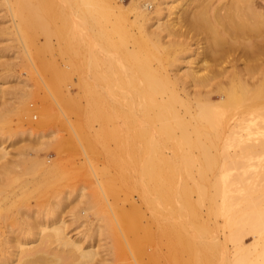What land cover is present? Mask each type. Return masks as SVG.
Wrapping results in <instances>:
<instances>
[{"label":"rangeland","instance_id":"rangeland-1","mask_svg":"<svg viewBox=\"0 0 264 264\" xmlns=\"http://www.w3.org/2000/svg\"><path fill=\"white\" fill-rule=\"evenodd\" d=\"M57 1L58 0H53L52 3V0H39L38 1L39 3H36V6H38L39 8L40 4L42 5L43 3V6L45 8L43 6H40L41 8H39V10L42 9L43 11H39V13L37 14H40L41 12V14L43 13L44 15L31 14V12L28 13V11H26V13L24 12L25 14L24 13L22 14L24 15L22 17L23 20L20 16L19 17L17 15L12 16V14L8 10H6L5 8L6 6L4 7L3 6L4 4L0 3L1 4L0 6V112H2V114L4 113V115L0 118V147H3L4 150L6 151L4 157L0 158V164H1L0 180L2 178H4L5 180L7 175V178H11L13 176L14 180L17 181V182H13L14 181L13 180L11 181L13 182L12 184L10 183L9 185H6L5 183H7V181L5 180L4 183L2 179L3 181L2 184L3 185L5 184L7 188L5 187V185L3 186L0 183V185L4 187L3 188L0 186L1 189L2 188L3 190L5 189L4 193L3 191H1L0 193L8 194V191H11L10 193L20 191L19 192L20 196L17 198L19 200L28 199V202L30 201L29 204H31L32 206L30 208L33 211H34L33 207L36 206V211H35L36 213L34 212L35 215H37L38 213L37 211L41 212V210L46 211L50 209L49 210L50 214H48L47 216V218L48 217L50 218L47 219V222H50L51 220L53 221L55 219L54 217L59 215L58 218L61 217L62 220H64L65 222L66 225L65 230L70 238L72 239L82 238L81 240L85 241L83 244L84 247H86V245L88 244L87 242L91 241L94 246L93 247L95 252L94 259L92 261L85 262L84 264H264V256L261 257V254L264 251V229L261 227H257L256 228L257 231H256V229H253V227L249 226L250 223L249 225L248 223H246V225H242L243 223L241 222V219L243 215L241 216L239 215V212L241 211L238 212L236 211L242 209L249 210L250 208L247 209L248 207H251V209L255 207V204L249 203L251 200L255 198L254 194L252 195V197L251 195H248V199L252 198L250 199V201L245 200V198H247V195L243 193V197H242L241 194L240 198L238 200L236 199L237 201L232 200V203L237 202L236 203L237 205L234 206L233 204L234 206L233 207L229 201L232 199V197L230 198V196L235 192L233 193L226 192L229 198L227 195L222 194L220 192L218 194L215 193L214 196L216 195V197H214V199L216 198L218 200L216 201L215 199V203L214 200L210 201L213 202L214 204L209 202L210 193L209 192L207 193V191H205L206 194L204 192L203 193L200 192V195L202 193V197L199 195V193H198L199 196H197L196 192L198 191L193 193L195 191L193 189L190 190V192L188 191L187 194L180 191L178 192V194L180 195H176L177 192H173V194L175 193L174 194L175 198L172 196L173 195L172 193H171L172 195L170 194L169 196H172L171 204L175 202L176 205L175 204L174 205L176 208L172 204V206L169 205L167 209L166 208L167 205L166 207H164V204L159 202L164 196L160 192L162 194L161 195L159 193V189H157L158 184L161 183V179L159 178L160 174L156 175V177H152V179L151 178L149 179V177L147 178L140 177L138 173H136L140 166V163L136 162L135 164L134 163L131 164L129 163V161H127L126 155L128 153L126 154L125 152L131 150V148H129L131 146H129L126 140H123L124 142L123 146L125 147L126 150L124 149V147H122L121 137L125 139L124 137L127 134V132L124 131V126L122 123H120L121 134L122 131L124 132V134H122L121 136L120 131L118 132L119 135L118 143L121 145L119 146L117 142L115 144L113 140L109 139V137L112 135L111 134L112 130H110L112 129L110 124V122L112 121L110 120H112V118L115 117L114 115H112L109 112H106L107 110L104 111L106 114L104 115L103 126L106 127V129L104 127L105 139L108 140L107 142L105 140L106 143L105 142L99 143L96 140L92 141L91 143V141L86 142V140H84L82 136H84L83 132H85L86 130H87L86 133H88V135L92 134L93 136L90 137L94 138L93 130L97 129L98 122L94 120L93 118L94 115L92 112L89 111L90 113L87 114L81 109V107H79L80 105H83V103L86 102L85 99L83 98V93L87 90V88L89 89L91 88V86L92 88L96 86V81L99 79L98 76L100 78L102 77L103 81H105L103 85L105 84L109 85L107 86V89H106V85L104 86L105 87L104 89L108 91L112 86L110 81L108 83V79L110 78L109 80H111V82L114 84L115 82L114 80H117V78L123 76V74L125 73L123 72V69L125 71L126 67L122 65L123 63L117 64L119 62H113V63L111 62L110 65V62H108L111 61L110 57L113 54L110 53L112 48L109 46V42L111 40L112 41L114 40V38L112 37L114 35L111 34V27L110 29L108 28L109 26H111L110 23L112 22L109 21L108 23V20L114 19L113 17L109 19V17L105 18L103 16H99V17L93 16L94 18L91 19L90 17L92 16H83V15L78 16L80 14L76 10L81 2H79L78 0H69L71 2L70 5H72V7L68 4V8H64L65 6H67L65 0H59L61 3L59 1L58 3ZM72 1H74L75 4L76 2L79 4V5L76 4L77 5L75 6L76 10L74 7L75 4ZM129 1L130 0H121V2L125 5H127ZM62 3L65 4V6L63 5V8L58 7L61 6ZM182 3L183 2H181L180 0H166L162 5L163 8L160 11L161 13H158L160 17L157 16L159 17L160 20L159 22H165V20H168V18L169 19L172 18L171 20H173L174 19L173 17L177 16V14H179L181 9H183L182 7H186ZM48 4H52L50 5V8H48L49 6ZM56 6L59 9H57ZM69 7H71V9H69ZM147 7L149 11L154 10V4H149ZM57 10L59 11L57 12ZM69 10L71 11V14L73 13L72 14L73 16L75 15L78 16V17L76 16L75 19L79 17H84L82 18L84 22L81 23L82 21L80 20L81 21L80 22L79 19H77V22L75 23L76 20L74 19L75 21H73L72 23L73 16L70 14ZM125 16H128L129 20L133 18L131 12H127ZM88 19L92 20V22L91 21L89 22ZM13 20L15 23L17 22L18 24H20V22L23 23L22 25L26 26L27 28V35L25 38H23L24 41H27L29 44L26 48H24V46L21 44V41L19 40V35L17 34V31L14 27L15 23L13 22ZM85 20L87 22H85ZM78 21L80 22V24L78 23ZM74 23L77 26L79 25V28L75 29L76 26ZM72 24L74 28H72ZM83 24L85 25L83 26ZM99 24L105 29L107 27L108 31L107 30L105 31V29H102V27L100 28ZM63 25L65 27H63ZM89 25L90 26L93 25L91 26L93 30L88 29L89 31L88 30L86 31L85 27L91 28ZM103 25L106 27H104ZM155 25L156 24H154L153 27ZM82 26L84 27L83 28L84 30H82L81 28ZM70 27L71 29H69ZM58 29L62 30L61 35L58 34L57 32L59 31ZM70 30L73 32H71ZM79 30H81L82 32ZM96 31L98 32L102 31L105 34H109L106 37H108L109 39L110 37L112 38L110 40L108 38H105L104 39L105 44L103 43L104 49L111 48L110 50L107 49V51H109L108 54L110 53L111 55L108 56L107 53L105 55L109 58L103 55V53L105 54L106 52V51L102 52L104 49L102 51L100 49L98 50L100 46L97 45L96 43L95 44L97 46L95 45V48H97V50L95 49L94 51L93 49L94 44L93 46H90L92 41L97 43L99 42L100 37L98 36L99 34L98 32L96 33ZM261 32H264V25L262 27ZM82 33H84L83 34L84 36L82 35ZM95 34L98 35L95 36ZM260 34H261L260 38L264 37L263 35L264 33L263 34L260 33ZM92 35L94 36L93 39H92L93 37ZM82 36L85 37V39ZM126 36L127 37L124 40V43L125 42L126 43L124 45H128V44L131 45L130 43L131 39L130 37H128L129 35ZM115 37H116L115 40L119 41L125 37V34L123 32L121 36H115ZM78 38H81L84 41H81V39L78 40ZM88 39H90L91 41ZM95 39L98 41H95ZM86 40L87 42L90 41L89 42L90 44L87 45ZM106 45H108L107 48H105ZM192 46H196V44H192ZM85 47L86 48L89 47L90 50L92 48L94 52L93 51L87 52L88 49L86 50ZM111 52H113V50ZM259 53H261L262 57L259 55ZM190 54L193 57L192 56L190 57L189 56ZM190 54L189 51L184 53L181 62L178 63L180 65L177 68L178 73L183 71L188 72L191 69L190 67H196L197 65H200L201 61H198V59L193 65H191L190 63L188 64V60L194 58L195 55L192 52ZM95 56H97L98 59H96L97 57ZM258 56L261 58V60H258V64H261L262 66L260 65L258 66L257 64L256 71L261 72L262 69H264V64L260 62L262 61L264 63L263 61L264 48L262 49L260 48V51L258 52ZM239 63H237V65L241 67L243 63L241 62ZM224 64L225 62L222 63V65ZM118 65H121V68ZM225 65L227 68L229 64H225ZM237 65L236 68H238ZM230 66L231 65H229L228 67ZM242 67H245V64ZM114 70L116 73V75L115 74L114 75L115 76L119 75V77H116V79L115 76L113 75L114 72L112 73L111 76V72ZM205 70L206 69H201L202 72H204ZM228 70H231V68H228ZM120 72L121 73L123 72V74H121ZM83 81L87 82L86 83L87 86H84L85 82ZM256 82L255 85L258 86V82L257 83ZM210 85L212 86L211 87L208 86L207 88H211L213 91L216 92L217 90L214 89L217 87V84L211 83ZM81 87L83 88L81 89ZM190 88L194 90V87H190ZM258 94L259 93H257V97L255 98L256 99L255 107H257L255 109L257 110H255L256 112L254 113L256 115L258 113H261V110H259L258 107L259 108L260 106L264 107V102H263L264 98H261L260 97L261 95ZM213 99H217V97L216 98L214 97ZM28 107L30 108L29 110L30 114L27 116L25 113V108ZM218 109L222 110L221 108ZM238 110L241 116L243 117V119L244 118L247 119V117L249 118L251 116V114L248 113L249 110L245 106H243V103ZM243 110L245 111L246 114L242 113ZM229 112L231 113V111ZM229 112L228 114H230ZM42 114H44L45 119L42 123L38 124ZM109 114H111L114 117L110 116ZM255 114L254 116H256ZM261 117L262 115L260 114L256 116L255 126L258 128L264 127V119ZM118 120L121 119L118 118ZM30 129L31 132L28 131ZM258 130L259 129H257V131ZM38 131H40V133ZM136 145L139 146V143L135 144L134 146L137 147ZM231 146L222 145V147H226L228 150H231L232 152L238 149L234 145L232 147ZM218 147L216 150H213V152L218 150L220 151L221 144L220 147L219 148ZM175 148L172 149L169 148L167 150L169 153H171L173 150H175ZM179 148L177 147L175 152H180L182 150L181 149L182 147ZM261 149L262 148H260L259 151L257 150L255 154H253L254 156H248L247 159L245 157L244 159H246L247 161L241 160L240 163H238L239 162L238 161L235 165L233 164L235 162L233 163L231 162L229 164L224 163V165L222 164V162H217L216 163L217 166L215 165L217 169L215 170L214 167L213 169L214 172H211L210 170L207 171V169L205 170L204 168L203 169L204 173L202 172V175L201 174L199 175L198 174L199 172L197 170L200 168V166L204 167L203 162H201L202 156L201 154L198 155V153H201V151L200 150H199L200 152L196 151L198 150L196 149L193 150L194 156L192 155L193 156L192 160L194 162L193 161L191 162L190 160L183 164L181 162L179 163L180 160H178V162L176 160H175L176 162L170 161L169 163H167V165H170L171 162L172 164L177 163L176 165H172V166L170 165V167H174V168H170L166 164H165L166 166L163 164V166L161 167L162 168L165 167V169H169L170 172L172 169L173 170L176 169L174 170L176 173H174V171L172 170V175H171L170 173H167L168 170L165 171V169H162L163 170L162 172H165V174L164 173L163 174L166 177L171 176L170 179L167 178L168 179L167 183L169 182L170 184L171 182V184H173V185L170 184L171 186H174L172 187V191L175 190V186L178 184L179 186L181 185L185 187H189L190 185L192 186V184L195 183V182L193 183V181L195 180L198 183L200 182V184L201 182L202 183L206 182L205 184L207 185V181L200 180L202 176L203 177L205 176L207 179H209L213 175L214 176L217 175L220 181V185L224 186V184H222L221 182L223 181L224 177L226 181L224 180L223 183L229 181L231 182L232 179H234L236 175L239 174V172L241 173L239 175L242 176V174L245 173L244 176H247L244 178L246 184L243 183L244 185H242V187L245 188V186L250 184L249 183L250 181L251 182L253 181L255 185L258 184L264 187V147L262 150ZM119 152L121 153V155H119L120 154ZM122 152H124L125 154L123 153L124 154L123 155ZM196 155L198 156L196 157ZM122 156H126V157H122ZM8 165L9 167H7ZM44 166H47V168L45 169ZM132 167L135 170L132 169ZM124 168L128 169V171L125 170ZM179 168L180 170L178 171ZM183 169L184 170L186 169L187 171L185 170L186 171L185 172ZM243 170H245L244 173ZM187 172H189L190 174L188 175V177L186 176V174H188ZM173 173L178 175H176L175 177ZM233 176L235 177L232 178ZM33 177L41 178L44 180V182H41V184L39 185L35 184L34 186L30 185V187L27 186L24 187L21 181L23 179L33 178ZM139 177L141 178L142 181L139 180L140 179ZM197 177L199 178L196 179ZM15 178H17V180ZM193 178L195 179L193 180ZM147 179L149 180V182L150 180L153 181L154 179L153 181L154 187H152V190H150L149 192H151L150 193L151 199L154 197L155 199L154 201L157 200L156 202H154L155 206L152 208L150 207L151 210L148 209L149 205L145 201V197H147L148 195L146 194L147 196H144V192L143 193L141 192L145 188L144 184L148 182L145 181ZM20 182L22 184H20ZM140 182L142 186H140L141 185ZM154 182H156L157 184ZM175 183L176 185H174ZM136 187L138 188L137 190ZM205 187H206L205 190H208L207 186ZM21 188L22 190H20ZM153 188L155 190H153ZM139 189L140 191H138ZM27 190L30 191L29 192L30 195L28 194ZM21 193L24 194L21 195ZM156 193L158 195H156ZM182 193H184L183 195H185L184 196L185 199L188 196L189 199H191L192 197V199L189 200L191 203L190 204L191 208L190 206L188 208L181 207V202L184 199ZM220 194H222V196H219ZM205 195H207L206 197H208L206 198V200H204ZM217 195L221 198H219ZM223 195L225 196L224 198H227V200L229 199V201L223 199ZM60 197H62L63 199H61ZM199 197L201 198L202 201L204 200L203 203L205 205L201 203L202 201L200 202L198 200ZM233 197H236V193ZM238 197L239 196L237 195L236 198ZM59 198L61 199V202L64 204H61V206L58 207V209L56 210L55 208L57 207L56 206L54 207V205L58 204V202L60 201ZM241 198H243L245 202ZM174 199L175 201L173 202ZM222 200H224L227 203H225L224 205V203L221 202ZM254 200L252 202H254ZM191 201L194 202L196 201L197 205L193 206L192 204L195 203L194 202L192 203ZM228 202L231 204V206ZM255 202L257 203V201ZM156 203L158 204L156 205ZM220 203L221 205H224L223 207H221L223 208L222 210L226 209L225 207L226 204L229 206V209L231 208L232 210L230 211L227 209L225 210V214H224L222 210L219 211L218 209L220 208L219 206H221L219 205ZM42 204L43 207L41 206ZM207 204L209 207L210 205H213V207L211 206L212 210L216 209L217 207L218 210L217 209L216 210L219 212H217V214L214 212L212 214H209V212L207 211L209 208L206 209L208 207ZM28 205L27 207L30 206ZM37 207L39 209L41 208V210H39ZM170 207L171 209L173 208L172 209L173 213H175L173 214V216L176 215L175 218L172 217L174 219L173 221L175 223V226L177 227V225H179L178 226L179 231L175 229L176 228L175 226H173L174 227L173 229H175L176 232L178 233L175 236L170 235L167 231L166 234L168 233V235H165V232H162L164 228L167 227L169 228V226L167 225L170 222V215L167 216V214H170L171 212ZM177 207L179 213H176L178 212ZM193 207H194L193 210L196 212L192 210ZM174 210H176V212ZM76 211L77 213H79L80 216L79 215L75 216ZM232 211H234V214ZM229 213L234 215L235 217L232 215L231 217H229L230 216ZM243 213L244 211H242L240 214ZM226 214L229 215L227 216ZM49 215H53V217ZM161 216H165V217H163L162 219ZM226 216L229 218H226ZM237 217H238L237 220H240L241 223L239 222V224H237L236 226L232 225L230 227L231 224H229V221ZM184 218L186 219V221H184L185 220ZM187 218L189 219V222L190 220L193 221L189 223L187 221L188 220ZM207 220L209 223H207ZM226 220L229 226L226 225L225 223ZM130 221L131 222L134 221L133 223H136V225L131 223ZM214 221L217 222L215 223ZM201 222L203 225L200 224ZM186 223L188 224L186 225ZM128 224L130 226H128ZM162 224L164 227L162 226ZM198 224L200 225V227H198L199 226ZM123 225L127 226L126 229H123L122 227ZM119 226L121 230L119 229ZM234 226L235 227L238 226V231L240 228L239 233H237L236 231L237 228L235 229ZM239 226H241L242 228ZM144 227L146 229H144ZM233 227L235 229L234 231H236L235 233L238 234V237H236L237 239L236 238L234 239V237H232L233 239L230 238L231 236L230 233H234L232 229ZM129 229H131V231ZM242 229L243 231H241ZM202 232L203 233L205 232L207 236H205V233L203 234ZM258 232L260 234H258ZM124 234L126 235V238L124 237L125 236ZM89 236H91L90 239H88ZM40 241L41 239H37V240L34 239V241L32 242L33 244L32 243L31 244L33 246L34 244L40 245ZM58 250L63 251V249H59L57 243L49 244L48 247L49 253L55 254L56 251ZM48 256H52V255H48ZM206 256L207 257L212 256L210 262L209 260H207ZM48 258H50L49 261L52 259L51 257ZM68 260H70V262L66 261V263L72 264L71 259ZM37 261H34L31 264L48 263V259L42 262L39 260L38 263Z\"/></svg>","mask_w":264,"mask_h":264},{"label":"bare ground","instance_id":"bare-ground-1","mask_svg":"<svg viewBox=\"0 0 264 264\" xmlns=\"http://www.w3.org/2000/svg\"><path fill=\"white\" fill-rule=\"evenodd\" d=\"M38 1L39 0H1L0 3L4 4L3 5L4 7L6 6L5 7L6 10H8L12 14V16L17 15L18 17L20 16L22 18L24 16L22 14L24 12L26 13V11H28V13L31 12V14H37L39 13V11H43L42 9L39 10V8H41L40 6H43V3L42 5L40 4L39 8L38 6H36V3H39ZM67 1L65 0V2L67 3V6H65L63 2L62 5L58 7L63 8V5H64L65 6L64 8H68V4L70 5L71 2L69 0ZM78 1L81 2L80 3L81 6L76 2V4L79 5L77 7V10L75 7L77 5L75 4L74 1H72L75 4L74 5L75 10L80 14L78 16H81V15L92 16L90 17L91 19L94 18L95 16L97 17L103 16L105 18L109 17V19L111 17L114 18L112 20H108V23L109 21L112 22L110 23L111 26H109L108 28L110 29L111 27V34L114 35L112 36L114 40L113 41L111 40L109 42V46L113 50V52H111L112 51L111 50L110 53H113V54L112 55L110 53L108 54L109 51H107V49L108 50L111 49V48H107L108 45H106L105 47L107 49L103 48L104 39L108 38L106 36L109 34H105L102 31L101 32L96 31V33L98 32L99 34L97 35L100 37L99 42H98L99 44L97 42L92 41L90 46H93L94 44L93 49L95 51V49L97 50V48H95V45L97 44L100 46L98 50L100 49L102 51L104 49L102 52L106 51L105 54L103 53L104 56L106 55V53L108 54V56L111 55L110 57L111 61H108L110 62V65H111V62L112 63L119 62L117 64L123 63L122 65L126 67L125 71L123 69V72H125L124 74L123 72L122 73L120 72L121 74H123V76H120V77L119 75L115 76L116 75L115 70L111 72V76H112V73L114 72L113 75L115 74L114 75L115 79L116 77H119V78H117V80H114L115 81L114 84L111 82V80H109L110 78L108 79V83L110 81V83L112 84L111 88L108 91L106 89H107V86L109 85L105 84L106 89H104L105 85H103V83L105 81H103V78L102 77L100 78L99 76H98L99 79L96 81V86H94L93 88L91 86V88L89 89L86 87L87 90L86 89L85 90L87 92L85 91L83 93V98L85 99L86 102L83 103V105H80L79 107H81V109L87 114L90 112L93 113L94 115L93 118L94 120L98 122V127L97 129L94 128L95 130H93L94 138L90 137V136H93L92 134L88 135V133H86L87 130L86 131L84 130L85 131L83 132L84 136H82L84 140H86V142L91 141V143L94 140H96L99 143H104L105 140L106 142L108 141L107 139H105L106 127L103 126L104 125L103 119H104V115L106 114L104 111L107 110L106 112H109L115 116L114 117L111 114H109L110 116L114 117L112 118V120H110L112 121L110 122L111 128H112L110 130H112L111 131L112 135L109 137V139L113 140L115 144L116 142L118 143L119 141L118 132L120 131V134H121L120 123L123 124L124 131L127 132L126 136L124 137L125 139L121 137L122 139L121 143H122V147H124L123 140H126L129 146H131L129 147L127 145L129 148H131V150L127 149L129 151V152L128 151L125 152L126 154L128 153L126 155L127 157L126 156H122V157H126L127 161H129V163L131 164L132 163L135 164L136 162L140 163V166L136 172L138 173L140 177H143V178L149 177V179L150 178L152 179V177H156V175L160 174L159 178L161 179V183L158 184L157 189H159V193L161 192L164 195L161 201H159L162 204H164V207H166L167 205L166 208L168 209V206L169 205L172 206V204L175 207L176 205L174 202L175 199L173 200L174 203L171 204L172 196L175 198L174 196L175 193L173 194V192H177L176 195H180L178 194V192L180 191L187 194L188 191L190 192V190L192 189L195 190L194 192L192 191L193 193L198 191L196 192L197 196L200 195V192L202 193L204 192L205 194H206L205 191H207V193L209 192L210 193L209 202L214 200V203L216 199V198L214 199V197H216V195L214 196L215 193L218 194L220 192L222 194L227 195L226 192L228 193L235 192L236 197L237 195L239 197L238 198L233 197L235 193L232 195L229 194L231 195L230 198L232 197L230 201L229 199L227 200V198H224L225 196L223 195V199L229 201L232 204V206L233 204L234 206L237 205L236 204L237 202L232 203V200L234 201L236 199L238 200L241 194H242V197H243V193L247 195V198H245V200H249V201L252 198L248 199V195H251L252 197V195L254 194L255 200L254 199L253 200L254 202L257 201V203L252 202L253 200H251L249 203L255 204V207H253L252 209L251 207H248V208L246 207L247 209L250 208L249 210L251 211L244 210L242 208H241L242 210H236V211L237 212L244 211L243 214H240L241 212H239L240 216L243 215L241 219V222L243 223L242 225H246V223H248L249 225L250 223L249 226L253 227V229H256L257 227H261L264 229V187L258 184L255 185L254 182L252 181L254 184L253 185L250 179H249L250 181L249 183L252 185L248 184L247 186H245V188L242 187V185L246 184V181L244 179L245 177H247V176H244L245 170H243L244 174H242V176L239 175L241 174L240 172L239 174L237 173L238 175H236V177L233 176L232 178L234 177L235 178L232 179L231 182L229 181V182L223 183L225 180V177H224L223 181H221L222 184H224V186L220 185V181L217 175L215 176L213 175L209 179H207L205 176L204 177L202 176L200 180L207 181V185L205 184L206 182L205 183L203 182L204 184L201 182L200 184V182L198 183L196 180L193 181L195 179L193 178V180L191 181L195 183L192 184V186L190 185L191 187L190 186L185 187L181 185L179 186V184L176 185L175 183L174 184L176 185L175 190L173 189L174 191H172V187L174 186H171V185L173 184H171V182H170L171 185L169 184V182L167 183L168 181L167 178L170 179L171 176L166 177L164 175L165 172H162L163 171L162 169H165V167L164 168L161 167L163 166V164L167 165V163H169L170 161L178 162V160H180L179 163L181 162L183 164L190 160L192 162L193 161L192 159L194 156L193 150L198 149L196 151H199V150L201 151V153H198V155L201 154L202 156L201 162H203L204 167H201V166L200 168L197 167L199 168L197 169L199 173L198 172L197 173L199 175L200 174L202 175L204 168L205 170L207 169V171L210 170L211 172H214L213 169L217 162H222L223 165L224 163L229 164L231 162L232 163L235 162L233 163L235 165L238 161H239L238 163H240L241 160L247 161L246 159L248 156H254L253 154H255L257 150L259 151L260 148L263 149L264 147V127L258 128L255 125H256V116L258 114L262 115L261 118L264 119V107H261L260 105H258L261 108L260 109L258 107V109L261 110V113L257 112L258 114L256 115L254 112H256L255 110H257L255 109L257 108L255 107L256 106L255 98L257 97V93H259L258 95H261L260 96L261 98H264V69H262L261 72L256 71V65L258 64V60H261V58L258 56V52L260 51V48L261 49L264 48L263 47L264 37L260 38V35H261L260 33L262 34L264 33V32H261L262 27L264 25V0H180L181 2H183L182 4L185 5L186 7H182L183 9H181V11L179 12V14H177V16L173 17L174 18L173 20H171L172 18L170 19L168 18V20H165V22H159L160 16L158 13H161L160 11L163 8L162 5L164 4L166 0H130L127 5L123 4L121 0H78ZM57 2H56V5H57ZM52 3H53V0H52ZM149 4H154L153 11L148 10L147 6ZM48 5H49L48 8H50V5L52 4H48ZM70 6L72 7V5ZM58 7L57 9H59ZM71 7H69V9H71ZM58 11L59 10H57V12ZM127 12L132 13L133 18L131 20H129L128 16H125ZM70 14H71V11H70ZM37 15H44V14L43 13L41 14L40 12V14H37ZM76 16L77 15L73 16L74 18L72 17V23L75 20H76L75 21L76 23L77 19H79V21L81 20L82 21V22L80 21L81 23L84 22V20L82 19L84 17H79L75 19ZM18 17H15V18H18ZM86 20L85 22H87ZM79 21L78 23L80 24ZM90 21L92 22V20H89V22ZM22 24L23 23L21 22L20 24L16 22L14 24V27L17 31V34L19 35V40L21 41V44L24 46V48H26L29 44L27 41H24L23 38H25L27 35V28L26 26ZM85 24H83V26ZM154 24L156 25L153 27ZM75 26H76L75 29L79 28V25L77 26L75 24ZM83 26L81 27L82 30H84ZM63 27L65 26L63 25ZM101 27L102 26L100 25V28ZM72 28H74L73 24H72ZM69 29H71V27ZM85 29L87 31L88 29L89 30L92 29V27L91 28L85 27ZM102 29H105V28L102 27ZM58 30H59L57 31L58 34L61 35L62 30L61 29H58ZM106 30L108 31L107 27L105 31ZM123 32L125 34V37L119 41L115 40L116 38L115 36H121ZM83 34L84 33H82V35ZM97 35L95 34V36ZM126 35H129L128 37H130L131 39L130 40L131 45L129 44L124 45L126 43V42L124 43V40L127 37ZM83 38L85 39V37ZM93 38L94 36L92 37V39ZM79 39L81 38H78V40ZM110 39L112 38L110 37ZM81 41H84V40L81 39ZM95 41H98V40L95 39ZM89 42H87V45L90 44ZM192 44H196V46H192ZM87 49H88L87 52L93 51L92 48L91 50L89 47L86 48V50ZM187 51H189V54L191 52L195 54L194 58H191L190 60H188V64L190 63L191 65H193L197 59L198 61H201V63L199 62L200 65H197L196 67H190L191 69L188 72L183 71V72L178 73L177 68L178 66H180L178 63L181 62V59L184 53ZM259 55L262 57L261 53H259ZM189 56L191 57L192 55L190 54ZM96 59H98V57ZM223 62H225V64L231 65L233 68L231 66L228 67L229 65L226 68L225 64L222 65ZM239 62L243 63L242 66H244L245 64V67H242V66L239 67L237 65V63ZM260 62L264 64L262 61ZM217 64L220 66H218ZM236 65L238 68H236ZM259 65L262 66L261 64H258V66ZM118 66L121 68V65H118ZM228 68H231V70H228ZM201 69H206V70L202 72ZM256 81L258 82V86L255 85ZM83 82H85L84 86H87L86 84L87 82L86 81H83ZM211 83L217 84V87H216L217 89L216 88L214 89V90H217L216 92L213 91L211 88H207L208 86L210 87L212 86L210 85ZM190 87H194V90L191 89ZM82 88L83 87H81V89ZM214 97L215 98L217 97V99H213ZM242 103H243V106H245L249 110L248 113L251 114V116L249 118L247 117V119L245 118L243 119V117L241 116L238 110L239 107L242 106ZM218 108H221L222 110ZM29 110H30L29 107L25 108V113L27 116L30 114ZM229 111H231V113ZM228 112L230 114H228ZM242 113H245V111L243 110ZM254 114L256 116H254ZM3 115L4 113L2 114V112H0V118ZM44 117H45L44 114H42L41 118L39 119L38 124L44 121L45 119ZM118 118H120L121 120H118ZM255 128L259 130L257 131V129ZM28 131L31 132V129ZM40 131L38 132L40 133ZM122 134H124L123 131H122ZM138 143H139V146L136 145L137 147H135L134 145ZM220 144H221L220 151L218 150V151L213 152V150H216L218 146L220 147ZM120 145L121 144H119V146ZM222 145H225V146L234 145L238 149L232 152L231 150H228L226 147H222ZM175 147L176 148L182 147L181 148L182 150L180 152H175L176 150ZM169 148L171 149L175 148V150L173 151L171 150L172 152L170 151L171 153H169L167 150ZM123 153L124 152H122V154ZM5 154H6V151L4 150V148L0 147V158L1 157L3 158ZM119 155H121V153ZM198 155H196V157ZM113 157H116V156H113ZM245 157L246 159H244ZM176 164L177 163L172 164L171 162L170 165L172 166ZM170 165H167V166L170 167ZM7 167H9V165ZM185 167H186V164H185ZM44 168L46 169L47 166H44ZM170 168H174V167H170ZM132 169L134 168L132 167ZM216 169L217 167H215V170ZM125 170L128 171V169H125ZM172 170L170 172L169 169H165V171H167V173H170L171 175H172ZM179 170L180 168L178 169V171ZM174 173L176 172L174 171ZM174 173L173 175H175L176 177V175L178 174H174ZM187 173L188 174H186V176L188 177V175L190 174L189 172ZM199 177H197L196 179H198ZM2 179L4 183H5V180L7 181L8 184L5 183L6 185H9L10 183L12 184L13 182H17L14 180L13 176L11 178H7V175H6V179L5 180L4 178ZM2 179L0 180L1 184L3 183ZM15 179L17 180V178ZM139 180H141V178ZM145 181H148V182L144 184L145 188L143 190L141 189L142 190L141 192L142 193L144 192V196L148 195L147 197H145V201L149 205L148 209H150V207L152 208L155 206L154 202L157 201V200L154 201L155 200L154 197L151 199V196H150L151 192H149L150 190H152V187H154L153 186L154 179L153 181L150 180V182L148 179ZM21 182L23 183L24 187L25 186L30 187V185H33V186L35 184L39 185L41 184V182H44V180L41 178L33 177V178L23 179ZM21 182L20 184H22ZM202 185L207 186L208 190H205L206 187ZM140 186H142V184ZM1 187H0V192L3 191L4 193L5 192L4 191L5 189L3 190L4 187L2 189ZM137 189L138 188L136 187V190ZM20 190H22V188ZM134 190H135V187H134ZM153 190L155 189L153 188ZM138 191H140V189ZM10 192L11 191H8V194L0 193V264H31L34 261H37V259H38L37 263L39 262V260L42 262L48 259L47 264H62V263L67 264L66 261L70 262V260L68 259H71L72 264H84L85 262H89L94 259L95 252H94V248H93L94 246L92 242L91 241L87 242L88 244L86 245V247H84L83 244L85 241L81 240L82 238H78V239L70 238L67 235L66 230H65V226H66L65 222L64 220H62L61 217L58 218L59 215L56 216L57 218L54 217L55 219L53 221L52 220L50 221L49 219L50 222H47V219L50 218V217L47 218L48 214H50L49 213L50 209L46 211H42L41 208L40 209L38 208L39 207L38 206L37 208L41 210V212L37 211L38 213L37 215H35L36 206H34L35 208L33 207L34 209L33 211L30 208L32 206L31 204H29L30 201L28 202V199L19 200L17 198L20 196L19 195L20 191L13 192V193H10ZM29 192L30 191H28V194ZM184 193H182V195ZM202 193L200 195L201 197H202ZM23 194L21 193V195ZM170 194L172 196H169ZM222 194H220L219 196H222ZM156 195L158 194L156 193ZM207 195L204 196L205 198L203 197L204 200L208 198L206 197ZM184 196L185 195H183V198ZM188 197H186V199L184 198L183 201L181 200L182 201L181 207L188 208L190 206L191 203L189 200H191L192 197L191 199H189ZM60 198L63 199L62 197ZM61 199L58 202V204L56 203L57 205H54V207L55 206L57 207L55 208L56 210L58 209V207L61 206V204H64L61 202ZM241 199L244 200L243 198ZM198 200L200 202L202 201L200 197L198 198ZM217 200L218 199H216V201ZM203 201L201 203H203ZM223 201L224 200H222L221 202L224 203L225 205V203L227 202L225 201L223 202ZM191 202L193 203L194 201H191ZM194 203L195 204H192L193 206L197 205L196 201ZM210 203L214 204L213 202H210ZM43 204L41 205L42 207H43ZM157 204L158 203H156V205ZM27 205L29 207H27ZM219 205H221V203ZM224 205L219 206L220 207L218 208L219 211L223 209L221 207H223ZM211 206L213 207V205H210V207L208 206L206 208V209L209 208L207 210L209 214H212L213 212L217 214V212H219L217 211L218 210L217 207H216L217 210L213 208L216 211L215 212L214 210L211 209L212 208ZM225 207L226 209L222 210L224 214H225V210L227 209L230 211L232 210L231 208L229 209V206L227 204ZM172 209L170 207L171 212L168 211L170 212V214L166 213L167 216L170 215V222L168 221L170 225L169 224L167 225L165 223L167 226H169V228L167 227V228H164L163 231L162 230L160 231L165 232V235H168L169 233L170 235L175 236L176 234H178L176 230H178L179 225H177V227L175 226L173 218H175L176 215L173 216V214L175 213H173ZM193 209L194 207L192 208V210ZM174 211L176 212V210ZM177 211H178V207H177ZM232 212L234 214V211ZM176 213H179V211ZM75 214H76L75 216L79 215L77 211L75 212ZM231 215L232 214H230L229 217H231ZM49 216L53 217V215H49ZM165 216H161L162 219ZM227 216L226 218H229ZM237 219L238 217L233 218L231 219V221H229V224H231L230 227L232 225L236 226L237 224H239L240 220H237ZM184 221H186V219ZM187 221L189 222V219ZM192 221L190 220L189 223H191ZM207 223H209L208 220H207ZM225 223L226 225H228L227 220L225 221ZM133 224L136 225V223H133ZM187 224L188 223H186V225ZM200 224H202V222ZM128 226L130 225L128 224ZM173 226L176 227L175 228L176 230L173 229L174 228ZM122 227L123 229H126L127 226L123 225ZM198 227H200V225ZM234 227L232 228L233 231L237 228L236 231L237 233H239L240 228L238 231V226L235 227V229ZM119 229H120V226H119ZM144 229L146 228L144 227ZM129 230L131 231V229ZM124 231H127V230H124ZM166 231L168 232L167 234H166ZM236 231H234V233H230L231 236L229 234L230 238L234 237L235 239L236 237H238V234L235 233ZM241 231H243V229ZM258 234L260 233L258 232ZM205 236H207L206 233H205ZM124 237L126 238V235ZM209 237H212V236H209ZM90 238L91 236L88 237V239ZM34 239L35 240L41 239L40 245L34 244L33 246L32 242L34 241ZM51 243H57V246H59V249H63V251L58 250L56 251L55 254L49 253L48 247H49V244ZM48 255H52V256H48ZM212 256H208V257L206 256L209 262L211 261ZM263 256H264V251L261 254V257ZM48 257H51L52 259L49 261L50 258Z\"/></svg>","mask_w":264,"mask_h":264}]
</instances>
